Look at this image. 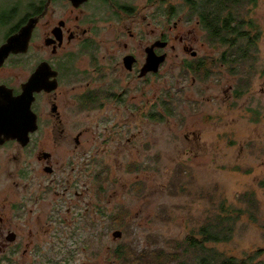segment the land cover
I'll return each instance as SVG.
<instances>
[{
    "label": "flooded vegetation",
    "instance_id": "af4514ba",
    "mask_svg": "<svg viewBox=\"0 0 264 264\" xmlns=\"http://www.w3.org/2000/svg\"><path fill=\"white\" fill-rule=\"evenodd\" d=\"M147 1L37 0L0 40L36 20L27 48L0 63L3 91L34 88L36 125L0 142V264H72L80 241L93 247L95 217L110 216L108 184H120L113 173L142 166L144 148L158 142L144 123L175 113L173 81L158 88L173 56L183 54L180 68L202 86L222 66L237 75L252 56L225 63L226 52L199 54L184 37L176 47L169 37L181 22L195 19L210 39L200 17L192 18L194 0H183L177 21L173 0ZM224 92L233 98L234 85Z\"/></svg>",
    "mask_w": 264,
    "mask_h": 264
},
{
    "label": "rangeland",
    "instance_id": "374dc122",
    "mask_svg": "<svg viewBox=\"0 0 264 264\" xmlns=\"http://www.w3.org/2000/svg\"><path fill=\"white\" fill-rule=\"evenodd\" d=\"M34 1L0 0V40ZM173 2L177 21L186 8L183 0ZM161 9L166 10L159 5ZM236 10L245 24H253L244 26L255 38L252 56L238 66L237 75L228 72L230 67L218 68L206 86L193 85L192 74L180 68L183 54L173 56L163 67L158 88L173 81L175 113L168 121L144 123L145 133H156L157 146L144 148L139 168L127 165L113 173L120 184H108L110 216L95 217L93 231H89L93 247L85 248L80 241L72 264L191 260L177 244L221 214V205L234 211L233 236L208 245L238 258L254 253V262L264 264V0L244 1ZM13 11L9 24L3 25ZM180 37L190 40L199 54L218 56L228 50L226 45L210 42L195 19L179 23L169 38L179 47ZM233 85L232 98L224 90ZM116 229L122 231L120 237L113 236ZM118 249H122L119 254Z\"/></svg>",
    "mask_w": 264,
    "mask_h": 264
},
{
    "label": "trees",
    "instance_id": "16d2710c",
    "mask_svg": "<svg viewBox=\"0 0 264 264\" xmlns=\"http://www.w3.org/2000/svg\"><path fill=\"white\" fill-rule=\"evenodd\" d=\"M244 1L251 2L252 0H194V3L192 2L191 9L194 14L200 17L204 27L208 29L210 39L228 46V50L224 54L225 63L231 64L234 61V56L240 58L241 55H246V52H250L255 44V38L251 36V32L244 30V26L247 25L245 21L239 14L233 12V9L236 11V8ZM14 11L3 22V25L9 24L10 18L15 14ZM248 25L252 27L253 24L249 23ZM240 40L243 43L239 42ZM249 201L253 202L254 200L251 198ZM221 209V214L209 219L204 226L199 228L197 234L189 235L177 244L184 253L190 254L191 258V260L182 258L177 264H262L254 262V253H248L245 257L238 258L225 254L215 246L208 245V243L226 242L233 236L234 211L227 210L225 205H221ZM121 251L122 249H118L117 253L119 254ZM257 254L258 252H255V257Z\"/></svg>",
    "mask_w": 264,
    "mask_h": 264
},
{
    "label": "water",
    "instance_id": "95a60500",
    "mask_svg": "<svg viewBox=\"0 0 264 264\" xmlns=\"http://www.w3.org/2000/svg\"><path fill=\"white\" fill-rule=\"evenodd\" d=\"M81 1V0H78ZM36 22L30 19L16 33L10 35L6 41L0 45V63L10 52L24 51L28 46L31 32ZM163 61V56L158 58L156 66ZM33 87L23 86V91L18 96H13L11 91H3L0 87V142L7 138H21L33 130L35 118L31 111ZM31 123V126L27 124ZM121 231H114V237H120Z\"/></svg>",
    "mask_w": 264,
    "mask_h": 264
}]
</instances>
